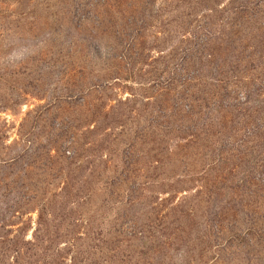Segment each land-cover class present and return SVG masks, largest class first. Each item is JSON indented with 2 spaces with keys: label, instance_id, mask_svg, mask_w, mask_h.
Instances as JSON below:
<instances>
[{
  "label": "rangeland",
  "instance_id": "rangeland-1",
  "mask_svg": "<svg viewBox=\"0 0 264 264\" xmlns=\"http://www.w3.org/2000/svg\"><path fill=\"white\" fill-rule=\"evenodd\" d=\"M0 254L264 264V0H0Z\"/></svg>",
  "mask_w": 264,
  "mask_h": 264
},
{
  "label": "trees",
  "instance_id": "trees-1",
  "mask_svg": "<svg viewBox=\"0 0 264 264\" xmlns=\"http://www.w3.org/2000/svg\"><path fill=\"white\" fill-rule=\"evenodd\" d=\"M3 224H4V222H3ZM0 264H2V255L1 254H0Z\"/></svg>",
  "mask_w": 264,
  "mask_h": 264
}]
</instances>
